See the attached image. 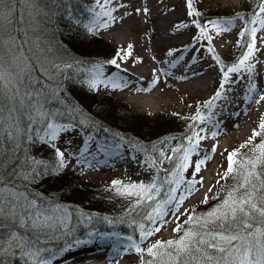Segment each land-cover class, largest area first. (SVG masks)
<instances>
[{"label": "snow or ice", "instance_id": "1", "mask_svg": "<svg viewBox=\"0 0 264 264\" xmlns=\"http://www.w3.org/2000/svg\"><path fill=\"white\" fill-rule=\"evenodd\" d=\"M40 2L41 0H0V229H7L6 234L0 236V264H14L16 261L19 264H52L51 257H46L31 238L25 239L21 229L47 233L54 226L66 228L70 219L67 210L58 209L62 215L41 211L37 200L22 191V184L17 182L31 183L42 176H58L62 173L68 167V161L65 153L57 147L56 141L61 134L69 133L76 127L61 119L65 113L49 107L53 100L59 98L60 85L52 83L55 73L71 65L61 66L49 60L47 50L42 47L36 35V18L44 14L39 6ZM112 4L113 0H103L98 15L107 20L95 27H108L109 21L115 22L113 13L116 7H111ZM185 6L188 17L202 16L195 7L194 0H185ZM118 7L126 6L119 4ZM135 11L148 13L149 9L137 8ZM237 20L243 22L237 40V46L243 48V51L234 62L226 64L216 53L212 42L215 36L230 32ZM191 24L198 29V35L193 38L196 43L207 41V51L213 55L218 65L220 83L214 95L204 102L205 113L198 110L191 117L193 123L189 126L190 134L184 137L187 143L168 149L171 155H167L163 147L158 148V158L145 161L153 169L162 165L165 159L173 164L170 169H161L170 176L167 180V198L157 199L161 192L158 177L147 184L140 182L125 185L121 180L112 181L113 186L123 188L116 187L117 194L136 197L129 210L130 214L144 204L150 208L142 218L145 222L139 224L141 243L166 227L169 222L166 218L170 214L175 217L172 231L178 237L155 240L146 248L135 242L133 237H128L131 243L125 251L138 254L141 264H264V120H261L258 130L253 131L249 140L241 145V148L252 145L248 155H242L239 149L227 155V169L222 175L218 174L217 183L229 178L234 183L227 187L221 185L224 198L204 214H197L192 210L181 212L184 201L193 194L195 185L203 183L202 178L200 181L195 178L187 180L184 173L190 167L194 174L200 173L211 159V156L206 155L192 160L193 155L200 151L201 141L207 138L203 135L205 128L201 127L197 131V126L212 124L214 113L211 110L215 108L216 101L226 99L231 86L244 79L245 75L248 78L245 99L251 101L255 95L256 103L264 101V92L258 91V86L252 79L258 63L255 55L260 50L257 47L258 39L264 44V35L258 37V33L264 32V0H259L257 11L251 19L244 14L234 13L229 17L210 19L203 24L192 19ZM95 27H89L88 30L95 31ZM175 27L179 30L189 25L181 22ZM132 47L129 44L105 63L120 69L118 60L124 62L132 57ZM167 54L172 55L173 50H169ZM176 62L173 61L171 66L175 67ZM33 63H47V67L41 71L49 81L48 84L34 77ZM233 76L236 77L235 80ZM159 80L160 77L157 76L152 81V87ZM85 83L94 91H98L101 86L112 89L127 87V82L119 73L105 76L101 64L94 66L91 78ZM80 123L83 124L84 121L81 120ZM211 135L215 137L217 133L213 131ZM257 137L261 138L260 142L254 143ZM91 139L89 136V140ZM25 143L49 146L53 150V158L45 161L29 155L23 148ZM166 143L167 140L161 141L162 145ZM215 150L216 146L213 145L211 151L214 153ZM21 151H24L22 161L16 155ZM90 155L85 148L80 152L76 163L93 166ZM13 164L16 166L12 167ZM23 187L26 188V185ZM216 198L219 199L218 196ZM208 199L206 196L203 202L207 203ZM181 216L186 218L181 221ZM84 220L91 222L92 217L85 216Z\"/></svg>", "mask_w": 264, "mask_h": 264}, {"label": "rangeland", "instance_id": "2", "mask_svg": "<svg viewBox=\"0 0 264 264\" xmlns=\"http://www.w3.org/2000/svg\"><path fill=\"white\" fill-rule=\"evenodd\" d=\"M178 2V6L172 10L175 19H171L170 17L165 18L163 15H160L158 18L159 21H166L169 25H171L170 22L174 20L172 22V30L167 33L169 34L168 39L161 44H157L159 33L152 28L151 24H148L147 27L144 28L139 26L138 23H133L131 27L127 28V26L121 22H114L113 25L108 27H95L97 24L103 23L102 16L98 15L103 6V0H100L99 4L97 3V0H95V3L92 6L86 8L85 15L82 14L81 16L79 14L80 20L76 22L79 23L80 21V24L86 29V31L83 30L85 37L82 36V38L85 39L87 44L93 47L97 46L98 49L107 54L101 53L92 55V61L87 67V80L91 78L94 66L101 64L104 67L105 76H109L112 73H119V75L127 82V87L122 89H112L110 87L104 88L101 86L98 91H94L88 88L86 83L81 86L79 85L78 89L73 86V89L79 90L80 92L82 91L86 97L93 98L94 100L91 106L90 103L85 104V102L77 101V103H75L76 109L83 110L85 106L88 105L87 116L99 119L104 126L110 127L112 130H106L104 128L103 131H98L90 125L83 128L76 122L75 117H66L65 115L61 117L62 120H64L63 118H66L65 123L70 122L76 125L75 130L61 134L60 138L56 141L57 147L65 153V158L68 161V167H66L63 172H70L71 177L73 176V178L77 175L82 180L93 182L99 187H102L101 189H107L108 192H116V187L122 188V186H113L112 181L114 180H121L125 185L140 182L147 184L152 182L154 177H158L157 182L158 185L161 186V192L157 199L161 198L163 196L162 194H164L162 199L167 198L169 187L167 180L170 179V176L161 169H167L169 161L165 159L163 164L159 165L156 169L150 168L145 161L152 158H158V152L156 149L161 147L164 148L167 155H171L168 149L180 144L178 138L181 137L184 139L185 136L172 139L171 136L175 134V131L170 127L177 124L185 131L186 129L190 130L189 126L193 123L191 117L195 115L198 110L205 113L203 104L214 95L220 83L218 65L213 55L207 51V41L196 43L193 39L198 35V29L191 24V20L197 19L203 24L210 19L219 16L229 17L234 13H241L246 16L247 13L252 11L256 0H194L195 7L202 14L200 17H188L186 14L187 9L185 6V0H178ZM181 22L188 24L189 27L180 28L178 30L175 26ZM89 27H95V31L90 32L88 30ZM242 27L243 22L237 20L235 22V27H233L230 32H225L222 35L214 37L212 44L216 49V53L219 54L226 64H231L241 54L242 48L237 46V40L239 39V32ZM260 35H264V32L258 33V37ZM129 44L133 46L132 57L124 62L118 60V63L128 70H131L134 64H137L139 66L138 69L140 70L150 69L151 75L149 77H143V74L140 76H130L129 71L126 72L125 70V72H121V69H117L115 66L105 63L116 56L117 52L121 49H126ZM257 45L260 50L255 55V61L261 62L262 60L264 61V44L258 39ZM103 48L106 49L107 52H105ZM145 50L157 54V56H159V62L163 60L161 61V64L165 67L173 69L180 68L182 71L176 73V78L173 79L168 77L166 72L160 73L157 75L160 77L159 83H157V86L154 89L150 88V91H137V89H144V87L150 82L151 78L155 76L152 69L155 67L156 60H142L139 57ZM169 50H173L172 55L167 54ZM173 61H177L176 67L171 66ZM208 61H211V64L207 65L206 69L213 70L214 74L209 83L210 86H208V89H199V87H195L192 83H189V80L195 77H200L202 72L206 69H202L198 73H195L193 69H196L197 71L202 65L207 64ZM63 65L66 64H61V66ZM187 65L190 67L186 70L184 67ZM34 68H36L35 74H38L37 78L39 77V79L46 84V77L43 76L44 74L41 71L42 64L36 63ZM68 79L70 80V78ZM233 79L235 80L236 77L233 76ZM73 92L75 94L74 90ZM152 92L155 94V98L151 102H147V98ZM153 93L151 95H153ZM92 94L95 96L90 97ZM75 100V97H73V101ZM221 101L222 99L216 101V106ZM249 115L253 117V121L250 120L248 123L246 121L244 122H246V124H251V129L249 128V130L246 131V134L239 138H232L230 137L231 135L228 136L227 141L229 146L219 158V165L215 169L216 172H214L211 179L212 186L210 187L208 194H206V196L209 197L207 203L203 202L205 196L204 198L195 201L189 210H192L197 214L208 212L219 202V200L224 198V192L221 189V185L227 187L234 183L231 178L227 181L221 180L220 183H217V180H219L218 174L222 175L227 169V155L233 150L239 149L242 155L249 154V149L252 145H249L246 148H241V145H244L249 140L254 130H258L259 123L261 120H264V113L256 109V102H254V105L250 106L247 116ZM207 126V123L200 124L197 126L196 130L198 131L201 127L206 129ZM133 128H135V130L142 128L143 130H148L149 133L157 131L159 134L157 137L158 140L150 145L148 154L139 147V144H134L132 142L127 143L125 141H110L112 139L118 140L121 137L124 139L123 134H132L130 130ZM89 136L92 137L91 140H89ZM260 139V137H257L254 143H259ZM164 140H167V143L162 145L161 141ZM85 141H88V143L86 144ZM206 142V139L201 141L200 151L198 154L193 155V161L201 158V156L204 157L208 155L203 153L206 150H209L207 149L208 146L206 147ZM184 143H187L186 140H184ZM39 146L42 147L45 145ZM85 148H87L88 152L91 154L89 157L93 164L91 167L76 163V160L80 158V152ZM31 155L33 156V154ZM214 162L215 160L211 157V159L207 161L206 166L202 167L200 173L194 174L193 168L190 167L184 173V176L187 180L195 178V180L200 181L198 179V177H200L204 181V176L208 174V171ZM58 182L60 183L63 181L59 180ZM18 183L22 184L21 190L26 191L27 193L35 191L42 197L48 196L49 194L57 195L58 198L60 197V195L55 193L53 189H49V187H52V183L48 180L46 181L45 176H42L31 183L26 181H18ZM198 184L199 183L195 185V189H197ZM23 185H26V188L23 187ZM162 189L166 191L163 193ZM195 189L193 190V194L196 191ZM60 194L62 197L63 194L67 193L62 190V192L60 191ZM217 196L219 199L216 198ZM135 199L136 197L134 196L126 199L128 200L129 206L132 207ZM186 200L184 202H186ZM147 207L148 205L146 204V208ZM148 209L150 208L148 207ZM185 218L186 217L181 216L180 219L183 221ZM166 219L169 221L166 227L162 228L159 233H156L153 237L143 243L140 242L139 231L137 230L133 232L132 236L128 237H133L135 242L141 243V246L145 248L150 243L155 242V240L176 239L178 234L172 231L175 227V223L173 222L175 217L170 214ZM114 225L118 224L115 223ZM132 227V224L130 226L128 225V228ZM106 228H108V230L111 228V230L101 231V233H98V231H91L88 238L85 240L89 241L88 243H78L61 250L51 258L52 264H60L68 256L71 258L84 256L110 242L111 244L109 245L112 246L114 245L112 242L118 244L113 247L114 249L125 253L121 260L124 264H141L138 254L132 251H125V248L131 243L128 240V237L122 236L114 228L110 227V225ZM136 228H139V224ZM14 263L19 264V261Z\"/></svg>", "mask_w": 264, "mask_h": 264}, {"label": "trees", "instance_id": "3", "mask_svg": "<svg viewBox=\"0 0 264 264\" xmlns=\"http://www.w3.org/2000/svg\"><path fill=\"white\" fill-rule=\"evenodd\" d=\"M94 3L95 0H41L39 6L44 10V14L36 18V35L40 39L42 47L47 50L46 54L49 60L55 61V63L60 65H71V67L62 68V71L55 73V80L52 83L60 85L59 98L58 100H53L49 104V107L65 113L66 117H75L76 122L83 128L90 125L98 131H103L104 128L106 130H110L111 128L104 126L95 117H88V105L83 110H78L75 104L77 101H81L85 102V104L90 103L91 106L94 101L93 98L86 97L82 91L80 92L76 89L87 80V67L92 61V55L104 53L97 46L93 47L85 42L82 36L85 37L83 30L86 31V29L80 24V21L79 23L76 22L80 20V15H85L86 8L92 6ZM258 4L259 0H256L252 11L246 14L248 19H251L253 13L257 11ZM103 50L107 52L106 49L103 48ZM242 51L243 48L241 53ZM35 66L36 63H33L32 70L34 77L37 78L38 74H35ZM45 67H47V63L42 64V68ZM48 83L49 81L46 78V84ZM73 86L76 89H73ZM72 89L75 91L76 96ZM94 96L93 94L90 95V97ZM73 97H75V101H73ZM63 119L66 122V118ZM81 120L84 121L83 124L80 123ZM170 128L175 131V134L171 137L190 134V130L186 129L185 131L177 124L172 125ZM130 131L132 134H123L124 139L134 144H139V147L146 154L149 153L150 145L155 143L159 136L157 131L149 133L148 130H143L142 128L139 130L133 128ZM178 139L179 143H184L183 138L180 137ZM23 148L27 150L29 155L33 154L36 158L45 161H50L54 155L53 150L46 145L40 147L39 145L25 143ZM16 155L22 161L24 151L18 152ZM15 166V164L12 165V167ZM172 167L173 164L168 162L167 169ZM58 176H45V178L46 181L48 180L52 183V187H49V189H53L55 193H58L60 195L59 198L57 195L50 194L42 197L35 191L28 194L30 198L37 200L41 211L62 215V212H58L57 210H67L70 213L67 227L54 226L47 233L30 232L21 229V231H24L25 239L31 238L33 242H36L46 257L52 258L61 250L77 244V241H85L91 231H109L111 228L108 230L106 227L110 225V227L116 229L122 235L132 236L135 230L139 231V228H136L138 224L145 222L142 218L150 210L148 207L146 208V204L141 205L135 212H131L130 214L129 210L131 206H129L128 200H126L130 196L119 195L117 192H108L107 189H101L102 187H99L97 184L82 180L77 175H75V178L71 177L70 172L64 171ZM59 180L63 182L59 183ZM62 190L67 194H63L61 197L60 191L62 192ZM165 191L162 189L163 193ZM162 195L159 199L164 197V194ZM85 216H91V222L84 220ZM109 221H112V223H109ZM115 223L118 225H114ZM131 224L133 227L128 228V225L130 226ZM6 232L7 229H0V236L5 235Z\"/></svg>", "mask_w": 264, "mask_h": 264}, {"label": "bare ground", "instance_id": "4", "mask_svg": "<svg viewBox=\"0 0 264 264\" xmlns=\"http://www.w3.org/2000/svg\"><path fill=\"white\" fill-rule=\"evenodd\" d=\"M119 4H123L126 7H118ZM179 2L178 0H113V4L110 5L111 7H116V11L113 13V16H115V22H121L122 24L126 25L127 28L131 27L133 23H138L139 26L146 28L148 24L152 25V28L156 30L157 33H159L158 43H164L166 39H168L169 34L168 31L172 30V22H170L171 25L168 24L166 21H159L158 18L160 15H163L165 18H171L175 19L173 17L172 10L175 9L178 6ZM137 8L143 9L147 8L149 9L148 13H144L141 11L140 13H137L135 10ZM126 13H130L126 14ZM103 22L107 20L106 17H102ZM114 22L109 21V26L113 25ZM259 48V46L257 45ZM140 59H153L156 60L155 67L152 69L154 71L153 76L150 80V82L144 87V89H154L155 87H152V81L156 79V76L160 73H167L169 70H174L176 73L181 72L182 70L180 68H167L164 65L161 64V60L159 62L157 54L154 52H149L148 50L143 51L140 54ZM157 57V58H156ZM211 64V61H208L207 64L202 65L201 68H199L197 71L196 69H193L195 73L200 72L202 69H206V66ZM177 65H175L176 67ZM190 66L187 65L184 68L187 70ZM139 66L137 64H134L133 68L131 70H128L124 68L123 66L120 67L121 72L129 71L130 76H140L143 74V77L150 76L151 71L150 69H138ZM143 70V71H142ZM211 69H206L204 72H202L201 76L198 78H193L189 80V83H192L193 86L208 89L209 83L211 82L212 76L214 74V71ZM142 72V73H141ZM252 79L258 86V91L264 92V62H260L256 64V71L253 74ZM248 83V82H247ZM245 91L246 87H244V92H242V95L235 97L229 104H228V113L230 116V119L224 126H218L217 128H213L211 130L205 129V132L203 135H205L206 138V147L209 150H206L203 152L204 154H208V156L213 157L215 162L211 165V168L208 171V174L204 176L203 183H199L197 186L198 191H195L194 194L189 197L186 202H184L181 212H184L185 210H189L192 206V204L202 199L208 194L210 187L212 186V177L214 175L215 169L219 165V158L223 154V152L228 148V136L234 138H239L240 136H244L246 134V131L251 129V124H246L248 121L252 120L253 117L248 115V112L250 110V106L254 105L255 102V95L253 99L250 101L248 99H245ZM153 93V92H152ZM151 93V94H152ZM147 98V102H151L155 98V94L151 95ZM256 109L260 110L264 113V101H260L259 103H256ZM247 116V117H246ZM246 121V122H244ZM253 121V120H252ZM215 131L217 135L213 137L211 133ZM213 145L216 146V150L213 153L211 151ZM203 158V156H201ZM199 180H201L200 177H198ZM121 253L116 254L113 253L111 250L108 251H92L87 253L84 256L80 257H74L67 261L65 264H124L121 260Z\"/></svg>", "mask_w": 264, "mask_h": 264}]
</instances>
